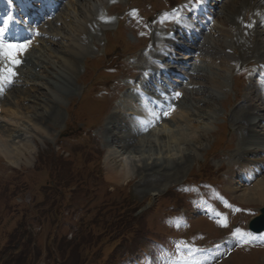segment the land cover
<instances>
[{
	"label": "rangeland",
	"instance_id": "1",
	"mask_svg": "<svg viewBox=\"0 0 264 264\" xmlns=\"http://www.w3.org/2000/svg\"><path fill=\"white\" fill-rule=\"evenodd\" d=\"M86 1L87 0H85L84 2L86 3ZM100 1L101 5L100 9L98 8L99 12L97 8L95 9L96 15H99V17L101 18L95 22L94 27H90L91 31L88 36V42H86L87 45L79 46L75 43L74 45L72 44L76 39V33L77 29H79L80 19L84 15L83 10L90 8L88 5L86 7H82V3H84L83 0H77L79 10H77V12L73 14L71 20H68L64 23L60 18L61 13H63L64 11H68V8L67 10H65L67 6L64 5L65 8L62 7L61 11L58 12L60 14H58V16H60L59 18L61 21H59V23L50 22L46 24V28L48 29L45 30L46 33L50 34L52 31H56L61 35L58 34L55 37H51L50 35L48 36V34L39 35L40 45L36 43L37 41L35 42L37 51L39 52L40 49H42L45 51L46 55L50 53H54V55L58 54L57 49L61 47L63 43H67L70 45L72 44V46L74 47L71 48L73 50H75L74 48H76V51L81 48L78 56L74 54L73 58L68 57V59L70 58L69 60L71 62V64H69V70L72 72L73 76L71 87L74 89L75 92L70 95L66 93L67 95L64 96L63 101L58 100L60 103L57 104L58 106H55L54 110L52 111L53 113H51V115L49 116H46V118L44 119L39 118V120H37L34 116H31V112H28L23 108H21L19 112H17L13 104H7V106L3 105L0 107V120H2V122L4 121V124L6 123L5 125L10 126L11 128L13 126L23 128L25 126V129L23 128L22 131L25 132V136H27L28 139L33 141L34 145L32 149H30L29 151L27 150L25 152V155H18V158L16 159V161L18 162L16 163L10 162L4 157V155L0 153V253L3 250L6 251L11 249L13 250L11 252H14L16 255H18L22 251L19 249L21 243H16L15 246H18L15 249V246L13 245L7 246L6 242L8 239V235L15 230L14 229L12 230V232H10V230L12 229L11 227L13 225V221L15 222L16 220L17 222H23L24 220L29 218L27 226H29V228L34 233L32 246L35 247V251L38 250L41 253V255L36 260L32 261L31 264L47 263L46 246H49L51 248V251H53L55 244L51 241V235L53 232L52 228L54 226V222H56L59 217V212H57L55 209L54 211L56 212L53 211L52 203L54 200L57 201V197L52 192V188L48 186L42 188V185L46 182L47 179L52 182L55 177L56 179H58L59 177L64 175V177L66 178V175H68L69 173L68 170L72 169V173L75 174V176L71 175L72 177L69 178L66 182L70 185L78 178L77 175L80 170V166H82L83 168H85L83 177L89 185L87 187H83V189L79 188V191L74 194L72 201L69 200L70 203H68L66 209H64L63 216L60 217L61 225L58 231V241L63 235L67 236V239L72 238L71 234L74 233L75 235V231H77L78 229L77 223L80 221H82L83 229L86 223L90 220L89 217L96 211L95 208L97 206H100L103 201H110V199L116 195L121 196V199H123L125 195H130L135 201V203H138L141 206L143 205V208H141V213V209L137 211V217L139 216V218H142L143 220L141 223L148 229L153 228L152 230L154 231L153 233L155 238L162 240L164 244L156 245L153 244V242L145 240V238H141L140 241L142 242L140 243L143 245L142 250H144L142 259H138V256H135L136 253H130V256L134 254L132 261L126 263L127 257L126 255L123 256L126 247H123V245L119 246L120 241H118L115 243L116 245L118 244L119 247L117 254L115 253L116 262H118V264H181L179 257L182 255L179 256V254L175 253L173 241L174 237H169L171 236V231L169 230H171L170 228L173 227V224L169 223L165 219V217L168 214L166 213L167 202L170 200L169 198L173 196V193L176 194L177 197L181 198H189L190 193L188 191H182L181 193H179L178 191L174 192L173 188L181 186L182 184H184L185 181L187 182L186 179L190 176V174L195 172L196 170H199L203 165H210L211 167L218 169L222 164V161L228 163V160L221 159V156L223 154L229 153V151L231 150H226L222 152L219 151L220 153L212 151V147L213 149L216 148V138L220 137L221 141L226 138L225 144L227 145L228 142V148L232 149L235 145L237 146L236 139L238 137V130L233 125V115L239 113L238 109H240L241 106L238 105L242 100V102L244 103L245 98H249V100L252 99L253 101L255 100L260 104V106L264 107V89L262 88L263 86L256 80L259 79L258 76H253V70L250 72L249 80H245L244 78H242L241 74L235 75L234 77L230 76L228 73H226L228 72V68H226L227 71L222 72V75L220 76L215 73L217 71V69H215V66L225 68L226 62H229L230 60L238 57V55L235 54L234 51L231 52V55L234 57H227L226 60H224V62L221 64H218L217 61H215V64H213L214 59L217 60V58L213 59L208 57L211 56L210 52H215V50L208 52L206 48H202L200 51L202 52L201 57L203 59H199L204 63L200 62L199 64H197L199 67L197 68L196 73L193 69L189 68L190 73L186 74L187 77L190 76V79L188 80L189 83H197L195 86L188 85L189 87H187L186 90H190L191 92V90L195 89V91L197 90V92L190 93L191 96H189V94H186L185 90L183 89V92L181 93L183 94V96L181 98L179 96L176 99L172 97L171 104L175 103V105H177L180 102H184L185 105L188 107L190 104H192L191 101H194L195 98L193 97H205V95L211 92L212 89L214 90L215 94V102L211 104L202 102L197 103L198 106H201L199 109L200 111H209L211 115L207 118L191 115V117L193 118L192 122L190 121L186 123L183 120L185 118V115L187 117V113L183 111V108L174 107L168 109L169 120H178L177 123L182 125L181 127H184V130L188 131L190 135L196 134L197 132L202 135L203 138L201 137L202 140L198 144L199 148L197 154L193 158L187 160L185 163L186 165L184 164L183 166L179 167V170L176 173H170L167 176L152 175L149 178L145 175L140 174L139 172L134 173L133 171L123 181L114 182L112 179H109L107 177V168L105 169L107 155L109 153H115L118 151H121L120 153H124L123 155L126 154L124 152V149L121 148L119 145L107 142L105 124H107V122L112 118V114L118 110V107L115 106L116 103L113 98L123 87L121 86V88H119V86L122 84L123 81L127 82L129 78L128 74L133 75L136 72L132 70L130 66L146 62L148 55L146 54V52L142 54V50L139 49V47L147 45L145 40L142 39V37H137L132 33V31H134V28L135 30H137L138 28H142L141 24H144V22L142 20V22H131V20L129 24L132 29H129L127 28L128 24L124 25L121 21H118L120 16H122L123 12H126L129 8H131V6L136 5L132 4L133 0H89L87 2L94 3L97 7ZM172 1H174L173 3H176L179 0ZM248 2L249 0H230L227 4L223 5L222 9L228 13L235 12L238 18L241 15L242 11L237 10V6L241 4H246ZM160 5L163 8L169 7L167 0H144L143 7L138 12V19L141 18V13L144 12L147 14V16H152L155 11V8ZM159 10L160 9H158V11ZM127 14L128 13L126 12V15ZM127 16L131 17L129 14ZM216 16L217 17H215V20L217 22V25L221 26L215 28L216 33L219 30L228 31L232 29L231 27H225L219 23L222 20L221 15L219 13L216 12ZM242 16L241 18H243ZM124 35L126 36V38H124ZM249 35V38H247L248 35L244 33V36H246V38L242 37V39H237V41L235 42L237 45L238 42H240V44L238 45L240 48V62L241 60L245 61L248 58L247 56L252 55L251 53H249L250 51H253L254 54L258 53V55L261 56V52L264 49L260 47V41L258 39H254L252 43L250 42L251 37L255 36L257 38L256 35H251V33H249ZM65 37L69 38L67 39ZM209 38L213 40L216 39L218 41V37L213 33ZM219 38H221V36H219ZM244 39L249 42V45H247V42ZM241 42L246 45L247 50L250 48L249 52L246 51V49H243L244 46H240L242 44ZM116 44H119V47H115ZM128 46L131 47L128 48ZM120 47L124 48L125 50ZM138 50H140L139 53ZM128 52H131L132 55L128 56L126 54ZM115 53L120 54L121 60H118L113 57V54ZM247 53H249V55H246ZM139 55L141 56L139 57ZM222 57L225 58L224 55ZM261 57L264 58V56ZM113 60H115V63L114 65H111ZM252 61L253 60L247 59L245 63ZM98 62L104 63L105 66L109 64L110 67L114 68L113 70L110 68L98 69L97 67H100L98 66ZM190 63H192V60L190 61ZM89 65L91 66V69L89 68ZM197 65L195 64L193 68H195ZM201 65L205 66L203 67ZM93 66H96L97 70L101 71L100 74L98 73L95 76L96 82L94 81L92 83L93 86L98 87L96 91L99 92L97 93V97H99L100 102L96 101V105L94 107H91L90 104L82 103L79 107V111L73 114V103H75L80 98L81 94L85 89L84 83H86L93 75L95 71L93 70L94 68H92ZM108 73L111 74L109 76H111L110 78L112 79H110L107 83L108 86L106 85L104 93H101L99 90L104 88V79L107 78ZM138 77V73H136L134 75V78ZM214 78L218 79L217 84L210 83L211 81H213ZM219 82H221V87L216 90L213 89L216 86H219ZM187 83L188 82L186 80L185 84ZM198 83L204 84V87L199 85ZM205 85L209 86L210 88H207V86ZM12 86L10 85V89H12ZM31 89H33V93H36L34 87H31ZM42 90L43 89L38 90L39 94ZM177 90L179 89L175 87L174 92ZM65 92H68V90H66ZM186 95L188 97L187 100L190 99V101H188L189 103L187 102V100H185ZM85 97L86 95H83V99ZM252 100L250 102H253ZM248 102L249 101H247V103ZM1 104L2 102H0V105ZM106 104L108 106L107 108H104ZM121 112L123 113L122 110ZM148 115L150 118L153 116L149 113ZM84 119L88 121L99 120L101 122L97 124L98 126L95 125L94 129L89 132L88 128H86V125H84L83 123ZM71 121L73 122L72 124H70ZM150 121L151 123L149 122L148 124L151 127V125H154V123L152 122V120ZM158 128H162V126H158ZM234 128L237 131L234 130ZM238 133V147H235L236 149H232L234 150V157H232L231 154L227 156L228 159L233 162L231 163V165L235 163V156L238 155L240 152L239 148L241 146L242 133ZM7 136H9L11 142L12 133L0 132V140L1 138L7 139ZM60 138H65V140L60 141ZM230 143L234 144L231 146ZM120 153L118 154L120 155ZM97 155H100V157H102V159L104 160L103 167L105 171L103 178H100L98 174H94V172L89 169V164L87 166L84 165V161H86V159L98 157ZM85 156L89 157L86 158ZM206 159L209 160L205 161ZM97 162L99 161L97 160ZM62 163L63 166H65L63 170L65 171L64 173L57 165H61ZM44 170L46 171L43 172ZM221 170H225V167L222 166ZM223 173L224 172H218V176H216L215 180V185L219 190H223L224 193H226L224 194L225 200L231 202L233 207L236 209L242 206L247 207L248 209V215L241 216L239 218V220H241V227L239 226V229H241L242 231L250 215L256 213L258 209L264 205V200H258L253 202L240 201L228 189L227 177L225 173ZM258 178L263 179L264 173L261 175L259 174ZM240 179L242 178L240 177ZM40 184V191L42 190L43 192H46V190H49L50 193L48 194L50 195L47 197V201L45 203L40 204L39 212L37 210L36 214L32 215L29 211H27L28 207H19L20 211L17 212L16 210L18 209V206H15V202L13 203V201H15V198L16 201H19L20 203L22 201L29 202L31 200V197L33 196L32 194L38 192L36 185ZM25 188L28 190L23 193V200L20 197V191L21 189ZM73 188L74 187L67 189L70 190ZM192 188L193 191L197 192V195H199V191L194 187ZM212 188L214 187L212 186L210 189ZM218 194L219 198L216 199L215 195L214 197L210 198L209 201H211V203L216 204L217 202L218 204L222 202L220 200V196H223V194L221 191H218ZM88 195L90 196L87 197ZM165 195L171 196L166 199L164 197ZM39 201L40 198H38V200L36 199V202ZM33 203L35 202L33 201ZM151 206L156 207V210H154L153 208L154 211L150 210V212L144 213L145 209ZM204 208V206L197 205L193 202L191 205L189 204L186 210H183L186 214L185 221H187V223L180 228L182 229L183 227H187L189 225V227L194 229L196 232H200L203 233V235H207V242L210 243L213 240L217 239L219 235H227L228 228H226L225 230H219L214 222L205 219V211H203ZM21 210L24 213H22ZM234 211L235 210L232 209L229 214H233ZM100 218H98V220ZM102 221L103 219L98 222H94V224ZM231 221L234 220L232 219ZM132 230L133 232L136 231L135 227H133ZM173 230L176 235L182 233L181 231H178L176 233L175 228ZM95 231L98 232V230ZM205 235L198 241L201 242V240H204L206 237ZM263 237L264 235L261 238ZM94 239H97V237H94ZM100 240L102 241L101 238ZM235 241V239H232L225 243L226 249H218L219 247L213 248L212 250L204 248L206 249V251L203 254H199L195 258H191L188 261V264H192V260L197 261L198 264H257V260H255L254 258L250 260V257L256 256L258 258V264H264V241L260 243L257 241L255 242L256 244L254 245H256V247L254 251L256 252V256L251 255L250 257H248L251 254L250 251H235L233 253L231 252V250L234 249V246L236 244ZM127 242L124 241L123 244ZM243 245L246 250L253 248V245L247 243L246 241H244ZM6 247L7 249H3ZM102 247H104V245ZM129 248L132 249L133 246H130ZM107 249L111 250L112 246H107L106 250ZM106 250L105 252L101 251L99 253L101 255H99L98 257L100 258V262L93 261L91 264H106L107 262L104 263V260H106V258L112 257L113 255V253H110V251H107L106 253ZM259 254L260 256H258ZM19 258L20 261L22 260V263L28 264L27 262L23 261L22 257ZM223 259L224 262H222ZM68 261L71 262L70 264H74V262H76V258L69 257Z\"/></svg>",
	"mask_w": 264,
	"mask_h": 264
},
{
	"label": "bare ground",
	"instance_id": "2",
	"mask_svg": "<svg viewBox=\"0 0 264 264\" xmlns=\"http://www.w3.org/2000/svg\"><path fill=\"white\" fill-rule=\"evenodd\" d=\"M2 1L4 2V0ZM52 1L54 2L56 0ZM84 1L85 0H83V2ZM87 1L86 3H82V7H86L88 5L90 8L83 10L84 15L80 19L79 29H77L75 39V41H80L85 45L91 31L90 27H93L98 17L96 15L95 9H98V7H96V4L89 3ZM44 4L47 6L48 1L45 0ZM64 5L67 6L65 10H67L68 8V11L63 12L62 10L63 13H61V17L57 15L54 23L61 21L60 18L64 23L68 20H71L73 14H75L77 10H79L77 0H70L67 4H64V1L61 2V5L58 7V12L61 11L62 6L64 7ZM223 5L225 4L219 6V9L215 10V13L217 12L221 15L222 20L221 22H219L221 25L232 28L228 31L219 30L217 32V37L221 36L223 40H221V38H218L217 41L216 39L213 40L209 37H203L196 40V38L199 37V34L194 31V28L190 27L186 22H184V20H179L176 28H173L175 30L178 28L179 30L177 34L178 38L177 40H175V42L185 50H189L188 47H190V45L200 41L198 45L205 46L209 51H216V46H222L224 45V43L227 46L236 44L235 42L237 41V39H242L244 33H246V29L242 28L244 27L243 25L250 24L251 21L245 20L244 23H238L236 20L237 16L235 12H225L222 9ZM201 8L204 9L203 7ZM257 8L260 10L264 8V0H249L248 3L237 6V10H241L242 12L254 11ZM208 15L209 17L213 16L211 11H208ZM259 28L260 27L254 29V27H251L250 33L251 35L257 36V39L260 41V47L264 48V29ZM234 29L237 30L234 31ZM43 30L44 28L42 27V30L40 32L44 34ZM238 33L240 35H237ZM47 34L48 36L50 35L51 37H55L60 33L52 31L50 34L46 33L45 35ZM65 38L68 39L69 37ZM80 42L77 44H79V46H82ZM186 42L189 45H186L184 47L182 43L186 44ZM37 44L40 45V42L38 40ZM72 44L74 45V42ZM72 44L70 45L67 43H63V45L57 49L58 54L56 55H54V53L46 55L45 51L42 49H40V51L38 52L35 46L33 50L26 51L25 54L24 52L18 54L17 58L21 61L19 65H12L10 64V62L1 63L0 72H2L5 67H16L15 70H18L19 72L13 78L12 83L4 84L2 90H0V102H2L0 107L3 105L7 106V104H13L17 112H19V110L23 108L28 112H31V116H34L37 120H39V118L44 119L46 118V116L51 115L55 106L60 103L58 100L63 101L65 95H70L75 92L71 87L73 76L72 72L69 70V64H71L69 59L73 58L74 54L78 56L81 48L77 51L76 48H74L75 50H73L71 48L74 47L72 46ZM239 44L240 42H238V45ZM240 46H244L243 49H246V45L244 43H242ZM246 51L249 52L250 48L248 50L246 49ZM158 52L163 53L162 50H159ZM249 53L255 55L253 51H250ZM249 53H247L246 55H249ZM261 56H264V49L261 52ZM261 56L260 63L264 64V58H262ZM68 57L70 58L68 59ZM151 57H153V54H151ZM159 57L162 58L161 56ZM168 59L173 60L169 56H166V59L163 60V64ZM193 59L194 57L191 59L190 57H188L184 60L175 59V62L179 64H186L189 62V68L193 69L195 64H199L197 62L190 63V61ZM196 60L200 61L199 58H197ZM200 62L204 63L202 61ZM156 63L158 67L162 66L158 64V62ZM156 63L153 64L156 65ZM226 68L227 67L221 68L215 66V69H217L215 73L220 76L222 75V72L227 71ZM165 69L168 68L165 66ZM169 72L171 74L182 73L180 71ZM148 73H150V71L146 74ZM187 73H190L189 70L184 74L185 77H182V84L185 85L184 88L188 85L195 86L197 84H195V82L185 84L186 79L188 78L186 76ZM217 81L218 79L214 78L210 83L217 84ZM140 82L148 84L150 83V80L144 79L140 80ZM10 85H13L11 87L12 89H10ZM199 85L203 86L204 84ZM220 85L221 82H219V86H216L213 89L216 90L220 88ZM29 86L34 87L35 92L38 94L33 93V89H31V87ZM135 86L130 84L128 89H136L134 88ZM207 88L210 87L207 86ZM39 89H43L40 94L38 91ZM66 90H68V92H65ZM181 92H183V90ZM194 92H197V90L195 91V89H193L190 92V90L188 91L185 89V93L189 94V96H191L190 93ZM214 96V90L211 89V92L205 95V97H193L195 99L194 101H191L192 104H190L188 107L184 102L178 103L179 108H183V111L187 113V117L185 115L183 121L186 123L190 121L192 122L193 118L191 117V115H196L197 117L202 118L209 117L211 113L206 110L200 111L199 109L201 106H198L197 103L202 102L211 104L216 101ZM125 97L126 98H123L125 102L134 105V107L128 109L130 110L129 113L135 115L134 111H136V109H139L141 112L140 115L143 114L145 117V113H143L144 108L142 107L141 111L138 103L130 97L129 92H126ZM146 98L154 100L155 102L158 99L164 106H169V102L167 99H164L163 97L156 94L155 96H146ZM187 99L188 97L186 95L185 100ZM251 100H249V98H245V104H241L240 109H238L239 113L233 115V125L238 130V132L242 133L241 146L239 148V154L235 156V163L231 165L230 169L233 170H230L226 175L228 179V189L234 194L236 198H238L242 202L264 200V178H258L259 174L261 175L264 173V107L260 106V104L255 100H252L253 102H250ZM188 101H190V99L187 100V102ZM247 101L249 102L247 103ZM146 111H148L150 115L153 114L152 118L158 116V118L155 117V123L154 120L151 119L154 123V128H151L149 126L148 123H151L150 120H148L147 123L138 115H135V118H130L128 117L130 115L128 114V112L126 113V111H123V114L121 110L115 111L114 114H112L113 116L111 115L112 118L106 124L105 131L107 134V142L119 145L124 149V152L127 155H123L124 153H120L121 151L115 153L112 152L107 155L105 162L107 168V177L109 179H112L114 182L123 181L133 171L134 173L139 172L140 174L145 175L149 178L152 175L167 176L170 173H176L178 172L179 167L183 166L187 160L193 158L197 154L199 148L198 144L202 140V135L199 132L190 135L188 131L184 130V127H181L182 125L177 123L178 120H169L168 116H164L162 112H159V114H155V112L150 108H147ZM147 115L148 113L146 112V116ZM5 124L4 121L2 122V120H0V132L12 133V140L10 142L9 136H7V139L1 138L0 153L4 155V157L10 162L16 163L18 162L16 161L18 155H25V152L27 150L29 151L34 147L33 141L28 139L27 136H25V132L22 131V129L25 127L24 125L23 128H18L16 126H13L11 128L10 126H6ZM158 126H162V128H158ZM235 128L234 130H236ZM118 153H120V155ZM231 156L234 157V153H232ZM240 177L242 179H240Z\"/></svg>",
	"mask_w": 264,
	"mask_h": 264
},
{
	"label": "trees",
	"instance_id": "3",
	"mask_svg": "<svg viewBox=\"0 0 264 264\" xmlns=\"http://www.w3.org/2000/svg\"><path fill=\"white\" fill-rule=\"evenodd\" d=\"M85 157L87 158L89 156ZM88 164L90 170L93 167H97L98 165V163L95 164V162H93V158H88L86 159V161H84V165L87 166ZM57 165L64 173L65 171L63 170L65 166H63V163L61 165ZM84 171L85 168L80 166L78 175L76 174L78 178L70 185L66 182L73 175L75 176V174L72 173V169L68 170L69 173L68 175H66L67 179L64 177V175L58 178V186L56 188V192L58 193L61 202L64 198H67L66 191H64L65 189L71 188L74 185L73 187H75L76 189V191H74L75 193L79 191V188L83 189V187H87L88 183L83 177ZM27 190L28 189L26 188L21 189L20 196L23 197V193H25ZM41 198L42 201L46 199L44 195H42ZM33 200L35 202L34 197ZM42 201L39 203H33V201H22L20 203L19 201H16L15 198V201H13V203L15 202V206H18V209L16 210L17 212L20 211L19 207H28L27 211H29L30 214L35 215L37 210L39 212L40 204L42 203ZM105 201L106 203L104 202L103 205L95 208L96 211L89 217L90 220L87 222V225H89V227L85 226V228L79 234H76L74 239L68 240L66 236H63L58 241L59 237L57 235L52 236V242L55 245L53 251H51V248L49 246L46 247V264H70L71 262L68 261L69 257L76 258V262H74V264H88L90 260L96 259V257L100 255L99 253L101 251L103 252L104 250H106L107 246H112L113 249L118 245L115 244L116 242L125 240L131 241V239L136 236V233L135 231L133 232L132 228L136 227L137 224L141 226L142 218H139V216L137 217V211L141 208V205L135 203L130 195H125L123 199H121V196L116 197L113 199V202H110L108 200ZM54 209L56 211L60 210V205L57 204V201L53 203V211ZM98 218L100 219L98 220ZM28 219L24 220L23 222H17L16 220L14 222L12 220L13 225L10 232H12V230L14 229L15 230L12 232L13 234L11 233L12 235L9 234L6 243L7 246H15L16 243H21L19 249L22 251L18 255H16L14 252H11L13 251L11 249L6 251L3 250L4 252L1 251L0 264H24L21 262L22 260H19V257H22L24 262L31 264L32 261L36 260L41 255V253L38 250L35 251V247L32 246L34 233L29 228V226H27ZM102 219V222L94 224V222H98ZM95 230H98V232H96ZM141 230L144 229L141 228ZM94 237H97V239H94ZM100 238L102 239V241L100 240ZM103 245L104 247H102ZM17 246H15V249ZM3 249H7V247ZM112 249H107V251H110L111 253ZM105 262H107L106 264H114L113 257L106 258V260H104V263Z\"/></svg>",
	"mask_w": 264,
	"mask_h": 264
},
{
	"label": "snow or ice",
	"instance_id": "4",
	"mask_svg": "<svg viewBox=\"0 0 264 264\" xmlns=\"http://www.w3.org/2000/svg\"><path fill=\"white\" fill-rule=\"evenodd\" d=\"M250 26V25H249ZM29 41H24V42H9L5 41L3 39H0V54H2L12 65H19L21 61L17 58L19 53L24 52L28 45ZM17 75V73L13 70L12 67H5L2 72H0V90H2V87L4 84H10L13 82V78ZM177 96L180 95V93L176 94ZM227 203V202H225ZM231 207V205H228ZM239 211V209H237ZM223 226H227L226 223V218H225V223ZM234 236H241V237H246V236H251V233L247 232H242L241 229L236 228L235 231L233 232ZM185 247H188L185 245ZM179 250V248H177ZM192 257V251L191 249L188 252L187 256H180L179 260L181 261V264H188V261ZM192 264H198L197 261L192 260Z\"/></svg>",
	"mask_w": 264,
	"mask_h": 264
},
{
	"label": "water",
	"instance_id": "5",
	"mask_svg": "<svg viewBox=\"0 0 264 264\" xmlns=\"http://www.w3.org/2000/svg\"><path fill=\"white\" fill-rule=\"evenodd\" d=\"M258 220H264V215H262Z\"/></svg>",
	"mask_w": 264,
	"mask_h": 264
}]
</instances>
